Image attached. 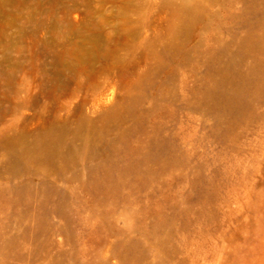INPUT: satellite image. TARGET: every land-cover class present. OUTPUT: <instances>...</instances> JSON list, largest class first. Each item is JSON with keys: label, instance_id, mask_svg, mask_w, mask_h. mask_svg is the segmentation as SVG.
<instances>
[{"label": "rangeland", "instance_id": "rangeland-1", "mask_svg": "<svg viewBox=\"0 0 264 264\" xmlns=\"http://www.w3.org/2000/svg\"><path fill=\"white\" fill-rule=\"evenodd\" d=\"M263 32L264 0H0V264H264V76L207 95Z\"/></svg>", "mask_w": 264, "mask_h": 264}, {"label": "bare ground", "instance_id": "bare-ground-1", "mask_svg": "<svg viewBox=\"0 0 264 264\" xmlns=\"http://www.w3.org/2000/svg\"><path fill=\"white\" fill-rule=\"evenodd\" d=\"M181 7L184 13L183 25L194 20L200 13L199 5L193 1H182ZM263 41L264 32L260 34L255 43L259 44ZM261 65V63L258 64L259 67L254 70V76L250 77L238 71L236 58H230L220 69V80L222 84L230 85L229 87L232 90L224 88L216 91L215 88H211L207 91V95L214 98L218 104L239 112L243 111L247 105L244 98V89L249 88L250 84L256 85L260 82L261 77L264 76V70ZM63 140L64 133L62 131L51 132L48 135L42 136L31 145L27 144L24 138L19 137L14 141L17 150L13 156L12 164L16 168H22L28 161L41 158L40 156L53 158V156L59 153ZM160 154L161 151L159 150L152 156L158 158Z\"/></svg>", "mask_w": 264, "mask_h": 264}]
</instances>
